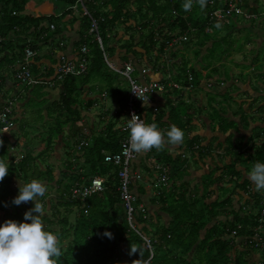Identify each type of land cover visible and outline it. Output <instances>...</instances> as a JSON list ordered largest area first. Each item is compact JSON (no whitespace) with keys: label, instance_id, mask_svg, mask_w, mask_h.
Returning <instances> with one entry per match:
<instances>
[{"label":"trees","instance_id":"16d2710c","mask_svg":"<svg viewBox=\"0 0 264 264\" xmlns=\"http://www.w3.org/2000/svg\"><path fill=\"white\" fill-rule=\"evenodd\" d=\"M38 1L43 3L47 0H0V5L2 4L0 14H4L0 17V53L3 55L0 60V72L3 69L2 65L4 62L9 59V55L5 54L9 44L13 45V40L15 39L19 40L23 44H21L22 46L19 48L20 53L21 55L25 54V57L21 59L24 61L23 64L19 66L16 77L18 82L24 85V88L27 90H30L31 87L35 89L36 86L51 85L48 83L50 82L49 80L42 78L40 79L47 82H42L43 84L40 85L37 84V82H35L36 77L33 76L32 71L31 73L29 72V79H23L21 77L24 67H27L28 71L31 70V60L37 56L36 51L38 46L37 44L34 45V43H31L28 47H30L36 55L28 61L26 59V50L28 49L27 43H30V37H32L35 31L41 30V33H45V27L41 24L42 22L48 23L50 28L52 26L51 24L55 23V17L53 16L41 17L40 15H25L21 13L31 7L32 2ZM60 1V4L70 9L77 4L78 0ZM84 1L86 8L95 19L100 20L104 18V21H99V30L103 39V44L105 40L108 41L110 45L106 48L104 44L105 53L109 60L111 61V58L114 56L113 53L110 52L112 49L111 46L114 45L116 50L120 48L124 53L121 60L117 63L118 66L116 65L117 69L124 70L127 64H130L134 67L135 72L139 71L142 77H145L147 72L143 73L144 69L140 70L139 64L133 63L135 60L145 62V68H150L157 72L165 68L164 63L168 60L166 54L169 52L168 50L170 47L179 43V38L183 37L184 40H187L191 36L200 37L202 39L201 46L204 47L209 41V36L207 34L208 25L215 26L216 23L220 22L215 19L211 21V13L216 9L228 8L229 5V0H208V4L204 10H201L198 5H194L191 11L185 12L182 8L184 0ZM210 1H213L214 4L211 5ZM244 6L247 7L249 13L253 15L258 14L256 12H250L252 10H248L251 9L250 1L244 0L243 7ZM14 11L19 12V14L17 16H12V12ZM197 12L198 15L195 14ZM238 17L239 16L236 18ZM84 19L85 27L83 34L85 33L86 36H88L91 21L86 14L84 15ZM228 19L231 18H227L222 22ZM251 19L256 20L257 18ZM49 27H47L48 31H50ZM120 31H124L125 34L121 37V40L118 41L119 44H121V47H118L116 38L120 35ZM16 36L18 38H16ZM125 36L128 39H124ZM50 37L51 35L47 34L46 39L49 40ZM112 38L115 39L113 44L111 43ZM137 40H139V43ZM175 40H177L176 43H173ZM171 43H173V45ZM86 46L90 48L89 53L86 55L88 70L85 74L87 78L91 74H99L98 80L104 85H107L109 89L107 92L110 97L118 98V103L120 104L115 109L116 114L106 123L102 133L94 136L91 139L90 145H81L82 148L80 150L82 151H79L81 155L76 156L74 159H67L68 161L66 162L68 165L62 164L61 168L64 171L60 174L62 179L57 182L58 188L55 200L47 203V195L41 198L40 202L44 205L45 209V215L42 217L45 230L51 231L58 236L62 251L64 252V255L60 258L62 264H134L137 260H139L137 264H255L250 261L251 248H248V246L251 245L254 248H264V241L262 239L259 243L254 241V235L257 233L254 231V228L260 223V216L256 217V219L253 217L255 219H253L254 223L252 222L253 220L250 221V219H245L247 217L244 219L239 218L238 222L241 224L244 223L245 225L241 227V229L238 227H231L228 231L219 233L218 227H212L207 230L204 238L200 239L203 231L216 215L213 212L215 206L200 204L198 208L193 209L189 203L182 208L170 204L167 207V213L171 217L169 225L156 229L152 235L145 232V230L152 225V221L148 214L146 217L141 213L136 215V229H132L129 226L127 222V212L119 191V168L105 161L106 155L116 154L122 149L121 141L124 138V134L120 131L118 125L121 123V117L125 115L130 99L129 90L122 91L114 87L112 79L110 78H117V76H121L124 79L127 78L118 74L109 66L97 40L96 42L88 40ZM200 53V51L196 52L197 58L200 56ZM61 55L62 53L59 55V63ZM165 55L166 59L163 58ZM81 56L82 53H80V57L73 60V62L77 63ZM210 56L211 58L216 56L215 52H212L209 57ZM145 57L148 58L146 59ZM204 62L206 63V61ZM12 63L13 61L9 59L7 66ZM168 65H170V63ZM187 66L188 63L185 61L183 67L178 72V76H175L176 82L173 81L172 75L169 76L167 74L166 78L160 81H151L159 82L165 86L164 91L156 90L152 93V99L154 98L153 104L149 106L141 104L140 102L136 103V109L145 120L147 119L146 108L149 107L147 109L148 117L154 118L159 129H164L163 131L165 132L170 129L171 125H176L186 134L187 127L192 125V121L189 118L193 117L192 111H196V108L187 103V101L181 104V99L184 97L180 95L179 92L181 89L199 87L203 83H201L199 76H197V74L201 75V72L197 71L195 68L188 69ZM262 66L263 65L258 66L255 69L259 73L254 72V75L264 77V67ZM213 70L214 73H210V79H208L207 82L208 88L210 89L215 87V83L211 81V77L220 76L217 67ZM189 73L192 75V81L189 80ZM31 76L32 81L30 80ZM84 76L85 75H80L79 77L67 76L63 80H60L57 73L55 80L63 83L64 90L60 96L58 104L60 108H58L59 111L56 110L55 121L51 124L50 128L47 127L46 129L48 132L47 137L46 134L43 133L46 137H44L43 140L46 145L42 153L43 155L47 153L50 154L53 152L54 148L56 149V139L64 132L65 127L69 125L73 127L76 126L80 118V110L75 108V99L73 96L77 89L75 81ZM3 79H5V75L0 73V84ZM138 79L140 78L138 77ZM224 79L226 80V78ZM224 79L217 77L215 81L219 86L218 84H216V86L223 87L227 81ZM176 84L179 88L174 86ZM31 91L33 90H30V92ZM175 92L177 93L176 97H178L177 105H173L170 99H166L164 107L159 108V106L155 104V97L159 94L168 95L167 93L175 94ZM121 94H123V96ZM196 94L197 93L194 91V95ZM166 95L165 97L167 98ZM209 96L211 95L209 94ZM218 97L222 98L221 100L227 98V96L224 97L221 94ZM17 98L18 96L8 94L6 96L7 103L4 109L0 111L2 114L5 113L8 108L11 109L9 117L14 124V128L17 123L19 124V122H21V120L15 117L14 112L15 102L19 101ZM215 99L217 100V98ZM89 104L91 108L93 102L90 101ZM181 105L185 107L186 113L183 112V109L180 110ZM155 107H157L160 112L157 111L156 113L154 111ZM165 118L168 119V126L163 122ZM165 127H167V129H165ZM258 131H260L259 128ZM55 132L58 134L57 136ZM77 132H81V127H77ZM69 138L72 139V141L74 140V137H71L70 134ZM0 143H2V141H0ZM55 143L56 145H54ZM63 143H65L64 140ZM191 144H194V141H192ZM3 145L4 146L0 147V158L4 157L5 161L14 167L9 168V175L0 183V226L10 219L20 223H30V221H25L24 216L27 211L34 207V202L24 203L19 206L13 204L12 201L19 195V188L17 186H20L21 182L26 184L33 180L34 167L39 170L41 175L54 179L55 166L49 164L46 166V170L42 171L38 167L39 164L36 163L37 158L30 156L31 154H13V157L8 160L10 149L5 143H3ZM73 145H75V142ZM251 147L253 150L251 157H245L244 151L240 152L236 156L237 163L246 164L249 162L253 163V166L255 162L264 163V137L259 136L255 138ZM42 154H38V158H43ZM72 154L73 152L68 151V153H65V157L71 156ZM146 154L149 158H157V155L160 153L153 149ZM61 156V161H63V154ZM82 158L84 162L80 163ZM14 161H16V163H14ZM76 164L80 165V167L76 168ZM14 176H17L15 182L10 180ZM69 177L72 178L70 186H67L65 182ZM82 177L85 179L84 181ZM94 177L103 179L105 189L101 192L92 194L84 201L72 200L70 190L73 185L82 187V185L87 184ZM16 180H19L20 183H16ZM43 180L47 182L50 181L49 179H41V181ZM12 182L13 184L10 185ZM247 184L248 182L246 181L244 186H247ZM260 194L258 198L259 201L261 200L260 214L262 216L264 192ZM75 212L78 213L74 214L75 217L74 220H72L71 215ZM248 227H251V229ZM106 233H111V238L106 235ZM258 233L260 235V232ZM238 235H240L239 237H247V240H245L247 245H242L241 250L235 249L234 251L236 245L235 236ZM143 237L151 240L152 249L148 248ZM131 246L139 251L132 254ZM152 254L153 257L151 258ZM257 264H264V260Z\"/></svg>","mask_w":264,"mask_h":264},{"label":"crops","instance_id":"0c3cea01","mask_svg":"<svg viewBox=\"0 0 264 264\" xmlns=\"http://www.w3.org/2000/svg\"><path fill=\"white\" fill-rule=\"evenodd\" d=\"M60 2V0H47L42 3L48 10L45 16L55 17V23L51 24L54 25L55 28L51 29L48 23L42 22L41 24L45 27V33H41V30L35 31L32 37H30V43H27V48H30L28 46L31 43H34V45L37 44L38 46L36 51L37 56L31 60V71L34 72L36 78L47 79L52 82V85L40 86L42 87V91L39 94H34L33 91L30 92V90L24 88V85L18 82L16 75L19 66L23 64L24 60L21 59L25 57V54L21 55L19 48L23 44L16 39L13 40V45L9 44L8 50L5 52V54L9 55V59H11L13 63L7 66L9 59L5 61L2 65L3 69L0 72L5 75V79H3L0 84V111L4 109L7 103L6 96L8 94L18 96V100L23 99V102L21 104L18 103L14 110L15 117L21 120L22 125L17 123L15 128L7 132H3L0 129V141L5 143L10 149L8 160L13 157V154H31L30 156L37 158L36 163L39 164L38 167L40 170H46L45 163L55 166V181L54 179L49 182L43 180L48 186V189H52L54 194H49L50 190H48L46 193L48 196L46 199L47 203L54 201L57 197V182L62 179L60 174L64 170L61 168V155L64 151L65 143H63V140H65V136H69L70 134L71 137H74V140L79 139L83 144L90 145L91 139L102 133L106 123L116 114L115 109L117 107L115 104L118 103V98L114 97L115 103L113 102V108L105 105L101 113L100 111L93 112L96 99H99L103 103L106 99L110 98V95L107 91L104 92L106 93L105 97H103L104 93L102 92H98L96 93L97 95H95L91 92L92 89H90V87L83 86L82 90L86 92L85 107L75 104V108L80 110V118L77 121L79 125L77 124L75 127L72 125L65 127V131L60 134L62 146L60 143H57L56 149L54 148L52 153L49 155L42 154L46 146L43 142L45 137L43 133H45L47 137L48 132L46 129H42V131L39 130V121L36 116H45L43 123L49 124V122L53 123L55 121L56 110L59 111L58 108L60 107H58V104L64 90L63 83L55 80L59 55L63 53L73 60H76L80 57L81 47L87 45L88 40H91V38L88 37L89 35L86 36L85 33L83 34L85 13L81 14L79 12L73 16L72 13L76 10H80V8L69 9V7L60 4ZM258 2H260V0H250V4L254 7V10L259 7V4H257ZM1 5L0 11L2 10ZM55 9L59 10L55 11ZM30 14L38 15L35 10L32 12L29 11V13L25 15ZM260 14H264V12ZM3 15L4 14H0V17ZM61 19V23L58 24V21ZM259 20L263 21L264 15ZM219 23L222 25L220 29L208 25L207 34L209 36V41L204 47L201 46L202 39L197 36H191L188 38L189 40L183 39L184 41L181 40L175 46L170 47L168 50L169 52L166 54L167 61L170 65H167L165 61V68L162 70L156 72L153 69L145 68V65H142L140 60H135L133 62L134 64H139L140 70L145 69L147 71L145 77L139 76L140 79L138 80L141 84L149 83V81L151 82L152 80L160 81L165 78L166 74L169 76L172 75L173 81L176 82L175 76H178V72L183 67L185 61H187V59L189 60V57H197L196 52H201L196 66L194 67L191 61L188 62L187 66L188 69L195 68L197 71L201 72L204 80L200 79L203 84L199 87L196 86L190 90L186 89L191 91L193 103L196 106L188 102V98L186 99L187 103L200 109L198 111L197 109L196 111H192L193 117L189 118L192 121L193 127H187L185 136L188 135L189 140L185 142V137L184 143H186V146L181 145L178 147L166 148L164 151H159L160 154L157 155V158H149L146 153L138 154L137 159L131 166V171L135 174L142 175V179H133L131 184L133 193L138 197L136 205H145L152 225L156 226V229L169 225L171 217L167 213V207L170 204L182 208L189 203L193 209L198 208L200 204L215 206L213 212L216 215L203 231L200 239L204 238L207 230L212 227H218L219 233L228 231L231 227H238L241 229V227L245 225L244 223L241 224L238 222L239 218L244 219L247 217L245 219H250L251 221L260 216L259 218L262 221L264 220L260 214L261 200L259 201L258 198L262 192H257L253 183L247 178V173L252 169L253 163L247 162L244 164L236 162V156L240 152L244 151L245 157H251V154H253L251 147L253 140L259 136L264 137V102L260 100L261 97L264 98V88L262 91L254 88L249 79L250 75L257 72L255 69L258 66L254 63L261 61L256 53H253L250 55V58H247L251 50L249 48L251 42H244V44L240 46L235 42L234 46L229 47V49L227 47L224 49L216 47V44L224 40L225 37L223 36L227 34L231 35L233 29V33L240 34L241 28H244L238 23V18L236 17ZM233 23L236 25L234 26ZM47 27H49L50 31H48ZM257 32L259 35H262L261 32ZM119 33L120 35H118L116 39L117 46L121 47L118 41L121 40V37H123L125 33L124 31H120ZM47 34L51 35L49 40L46 39ZM16 38L18 37L16 36ZM238 38L240 39L241 37L238 36ZM124 39L128 38L125 36ZM137 41L139 43V40ZM255 43L259 50L263 48L264 35H262V38H256ZM61 44H63V46H61ZM215 48L216 51L221 52L217 54ZM212 52H215L216 56L219 55V61H221V64H219V66H221L220 76H215V78H226L227 68H229L228 70L230 73L229 78H227L228 80L226 81L224 79L226 83L223 87L216 89L211 88V90H209L207 85L208 79H210L209 75L214 71L213 69L217 65H212V61H216V56L213 58H211V56L209 57ZM1 54L2 53H0V60L3 57ZM123 54L124 53L119 48L111 59L116 60L118 63ZM166 55L163 57L164 59H166ZM145 58L147 59L148 57ZM205 59H208L209 62L205 63ZM249 60H254V63L250 65ZM111 62L115 64L113 60H111ZM192 63L195 62L192 60ZM261 65L264 66V58ZM190 76H192L191 73H189V77ZM93 84L94 89H98L97 82H93ZM194 91L197 93L196 95H194ZM167 94L169 96L166 94H159L155 97V104H157L159 108L165 106L166 99H170L173 105L178 104L176 92L175 94ZM209 94L215 96L221 94L224 97L228 96V98L216 100L215 97L209 96ZM185 96L186 95L183 94V97ZM90 101L93 102L91 108L89 104ZM84 108L85 110H83ZM95 108L99 107L96 106L94 109ZM148 108H146V122L156 123L154 118L148 117ZM213 110L216 111V114ZM158 111L160 112V110ZM126 120L127 115L125 112L118 126L123 124ZM167 120V118L163 119L166 126H168ZM29 123H34L37 126L25 130V127H28ZM77 127H81V132H77ZM258 128L260 131H258ZM165 129H167V127H165ZM160 130L162 129L160 128ZM13 131L26 135L27 140L16 139L15 135L12 133ZM30 139L37 141L34 147L29 146ZM6 140H11V143H7ZM192 141H194V144H191ZM78 145V143L74 145L75 148H77V152L73 154L72 159L81 155L79 151H82L80 150L82 147H78ZM38 154H42L43 158H38ZM51 156L53 159H51ZM83 162L84 159L82 158L80 163ZM79 167L80 165L76 164V168ZM34 169L33 179L41 180L39 177H42V175L39 170L35 167ZM165 169L170 170V173H167ZM143 170H145V172H143ZM163 174H165L166 180H163ZM82 179L83 181L85 180L83 177ZM246 181L248 184L244 186ZM16 183H19V181L16 180ZM20 185L22 186L24 183L21 182ZM76 187L77 186L73 185L72 189ZM72 200L84 201L81 199ZM254 220L252 221L253 223ZM248 228L251 229V227ZM254 231L260 232L259 236L264 241V221L263 223L260 221L258 226L254 228ZM150 232L153 233L154 231ZM239 236L240 235L235 236L236 245L234 251L235 249L241 250L242 245H247L245 241L247 237ZM248 248H251V263L257 264L264 260V248H254L251 245H249Z\"/></svg>","mask_w":264,"mask_h":264},{"label":"clouds","instance_id":"9594fccd","mask_svg":"<svg viewBox=\"0 0 264 264\" xmlns=\"http://www.w3.org/2000/svg\"><path fill=\"white\" fill-rule=\"evenodd\" d=\"M207 4L208 0H184L182 8L188 12L192 10L194 5H198L201 10H204ZM215 27L220 29L222 25L218 22ZM64 55L73 61L72 58ZM29 72L31 73V70ZM30 80L32 81V76ZM35 82L40 85L47 81L36 78ZM48 83L52 85L51 81ZM138 98L145 105L148 104L145 99L139 96ZM127 121L130 139L125 145L126 153L144 154L153 149L159 152L169 147L181 146L184 143L185 133L176 125H171L170 129L165 132L160 130L156 123H145V120L136 113H132L131 119H127ZM2 145L0 143V146ZM8 175L9 163L5 161L4 157L0 158V183ZM247 178L253 183L257 192H264V163L255 162L252 169L247 173ZM47 192L46 183L38 179H33L31 182L19 186V195L12 203L19 206L34 202V207L27 211L24 216L25 221H30V223H20L10 219L0 226V264H62L60 258L64 252L58 236L51 231H46L42 220L45 209L40 201ZM106 235L111 238L112 234L106 233ZM131 251L132 254H135L139 250L131 246ZM138 261H135L134 264H137Z\"/></svg>","mask_w":264,"mask_h":264},{"label":"built area","instance_id":"2783aa9c","mask_svg":"<svg viewBox=\"0 0 264 264\" xmlns=\"http://www.w3.org/2000/svg\"><path fill=\"white\" fill-rule=\"evenodd\" d=\"M210 4L213 5L214 2L210 1ZM244 5V0H229V5L228 8L224 9H216L211 13V21L212 20H218L220 22L224 21L227 18H232V17H237L243 15L247 19L251 18H257L260 19L264 14H256L253 15L252 13L245 12L242 6ZM78 6H81L85 12V14L90 18L91 21V27H90V34L94 35L97 42L99 43V46L101 47L102 51L104 52L105 59L109 66L118 74L123 75L124 77L127 78V80L130 83V99L128 102V107L126 109V115L127 119H131L132 113H136L139 115L142 119L143 118L139 111L136 109V103L140 102L141 104H144V102L138 98L141 97L148 101L147 105H151L153 103L152 99V93L154 91H164V85H162L159 82H151L149 84H140L138 83L133 77L132 73L134 72V68L131 67L130 65H127L124 70H119L115 66V64H112V62L109 60L108 56L105 53L104 49V44H103V39L100 34L99 30V21H104V18H101L100 20L95 19L88 9L85 6V1L84 0H78L77 4L73 8H78ZM72 8V7H71ZM19 12H12L13 16H17ZM52 29H54V26H51ZM184 38H179L178 41L183 40ZM177 40H175L176 43ZM171 43V44H173ZM81 53L82 56L79 59L77 63L73 62L72 60L68 59L64 54L61 55L60 57V63L58 67V75L59 79L63 80L67 76H80L84 75L87 70H88V60H87V54L89 53V48L88 46L84 45L81 48ZM36 53L28 48L26 50V59L27 61L33 57H35ZM143 73H146L145 70H143ZM21 77L23 79H29L30 74L27 69V67H24V70L21 74ZM190 81L193 80L192 76L189 78ZM38 83V82H37ZM176 88H179V86L176 84L174 85ZM106 94H104L103 97H105ZM154 111L157 112L158 108L155 107ZM11 114V109L8 108L5 113H0V129L3 132L10 131L12 128H14V124L12 120L10 119L9 115ZM127 123L128 121L126 120L123 124L119 126L120 131L124 134V138L122 140V149L120 152L113 154V155H106L105 161L114 164L119 168V173L118 177L120 179V195L122 202L125 206L126 212H127V220L129 222V225L131 226L132 229H136L137 227L135 226V218L134 214L135 213H142L145 217L147 216V208L145 205H136L137 202V196L135 193H133L131 189V184L133 182V179H138L140 180V174H135L133 171H131V166L132 163L137 159L138 154L135 153H126L125 152V145L128 143L130 139V130L127 128ZM145 123L146 120H145ZM151 124V123H147ZM149 153V152H147ZM166 172H169V170L165 169ZM163 180H166L165 174H163ZM105 189L104 186V181L100 177H94L91 179L90 182L87 184H84L82 187H76L73 188L70 192L71 199H81V200H86L88 199L92 194L101 192ZM262 218L264 219V200L262 201ZM262 222V220L260 219ZM257 234L254 235V241L259 243L261 241V237L259 236L258 231H256ZM236 233V232H234ZM143 239L146 241L147 246L149 249H152L151 245V240L143 237ZM257 245V244H256ZM153 257V254L151 258Z\"/></svg>","mask_w":264,"mask_h":264},{"label":"rangeland","instance_id":"374dc122","mask_svg":"<svg viewBox=\"0 0 264 264\" xmlns=\"http://www.w3.org/2000/svg\"><path fill=\"white\" fill-rule=\"evenodd\" d=\"M247 1H250V0H247ZM257 4H259V7H257L255 10H254V7L253 6H251V9H248V10H252V11H250V12H256V13H258V14H260L261 12H264V0H260V2H258ZM55 5H56V3H55ZM78 8H80V10H76L74 13H72V15L74 16L76 13H81V14H84V10H83V8L81 7V6H78ZM242 8L244 9V11L245 12H248L247 11V7L246 6H242ZM36 11L37 12V14L38 15H40V16H45L46 14H47V12H48V10H47V7L44 5V4H42V2H40V1H38V2H32L31 3V7H29L28 9H26V10H24V11H22L21 13L22 14H28L29 13V11L30 12H32V11ZM59 9H55V11H58ZM9 11H10V8H9ZM196 15H198V12L197 13H195ZM195 16V15H194ZM81 19H82V15H81ZM61 21H62V19L61 20H59L58 21V24L59 23H61ZM238 23L240 24V25H242L244 28H241V30H240V34H237V33H233L234 31V29L232 30V33H231V35H229V34H227L226 36H223V37H225L224 38V40L221 42V43H219V44H216V47H219L220 49H224L225 47H227L228 49H229V47H233L234 46V43L235 42H237L238 43V45L240 46V45H242V44H244V42L245 43H248V42H251V46H249V48L251 49L250 50V52H249V55L247 56V58H250V55H252L253 53H256V55L257 56H259V59H260V61L261 62H255L254 63V60H249V64L250 65H252L253 63L254 64H256L257 66H261V64H262V62H263V58H264V46H263V48H261L260 50L258 49V47L256 46V43H255V41H256V38H262V35H264V20L263 21H261V20H259V19H256V20H254V19H251V20H248V19H245L244 18V16H239L238 17ZM234 24V23H233ZM236 24H234V26H235ZM257 31H259V32H261L262 33V35H259L258 34V32ZM238 36L239 37H241L240 39L238 38ZM88 37H90L91 38V40L93 41V42H96V38H95V36L94 35H91L90 34V30H89V36ZM111 39V38H110ZM114 41H115V39L114 38H112V40H111V43L113 44L114 43ZM104 44L106 45V48H107V46L109 47L110 45H109V43H108V41H105L104 40ZM112 47V49H111V53H113L114 55L116 54V52H117V50H116V48H115V46L114 45H112L111 46ZM221 51H219V52H217V53H220ZM111 60H113V62L118 66V64H117V61L116 60H114V59H111ZM192 60H193V62H195V63H192ZM220 59H219V55H217L216 56V61H212V65H216V67L219 69V72L221 73V66H219V64H221V61H219ZM191 61V64H193V66L195 67L196 66V64H197V62H198V58L197 57H189V60L187 59V61H186V63H188V62H190ZM205 61H206V63H208L209 62V60L208 59H205ZM218 61V62H217ZM141 63L143 64V65H145V62H142L141 61ZM152 63H153V61H152ZM166 63H167V65L169 64L168 63V61L166 60ZM153 65H154V63H153ZM262 67H264V66H262ZM229 68H227L226 69V80H228L227 78H229V73H230V71L228 70ZM212 73H214V71L212 72ZM32 74H33V76H34V72H32ZM85 76L84 77H82V78H80V79H77L76 81H75V86H76V92L73 94V96H74V99H75V104H77V106H83V107H85L84 105V103H86V92L85 91H83L82 89H83V86H86V87H90V89H92L91 90V92L92 93H94L95 95H97L96 93H98V92H102V93H104V92H106V91H108L109 89L107 88V85H104L100 80H98V75L97 74H91V75H89V77L87 78V76H86V74H84ZM140 76V73H139V71L137 72H133L132 73V77L135 79V80H137L138 82H139V80H138V77ZM197 76H199V78L201 79V80H204V78H203V76L202 75H198L197 74ZM70 77H79V76H70ZM87 78V79H86ZM165 78H166V75H165ZM110 79H112V82H113V86L114 87H116V88H118V89H121L122 91H127V89L128 90H130V83H129V81L127 80V79H124V78H122L121 76H117V78H115V77H113V78H110ZM215 76H212L211 77V81L213 82V83H215V89L216 88H220V87H218L219 86V84L215 81ZM249 79H250V83H251V85L254 87V88H256V89H258V90H260V91H262L263 90V88H264V77H260V76H257V75H254V74H252V75H250L249 76ZM93 82H97V84H98V89H94V87H93ZM101 82V83H100ZM150 82V81H149ZM216 84H218V86H216ZM207 86V85H206ZM92 87V88H91ZM209 90H211L210 88H208ZM30 90H33V93L34 94H39L41 91H42V87H40V86H36L35 87V89H33V87H31L30 88ZM190 90V89H189ZM189 90H186V89H181V91L179 92V94L180 95H183V94H185L186 96L184 97V98H182L181 99V101H182V103L181 104H184L183 102H185L186 101V99H187V101L188 102H190L191 104L193 103V95L191 94V91H189ZM216 93H218V92H216ZM104 94H106V93H104ZM122 96H123V94H121ZM211 96H213V97H215V98H217L218 100H221L222 98H220V97H218V96H215V95H213V94H211ZM90 97H91V95H90ZM227 98H228V96H227ZM260 100L262 101L263 100V102H264V98H260ZM115 101H116V99H115ZM23 102V99H20L18 102H15V108L17 107V104L19 103V104H21ZM113 102H114V97H110V98H108V99H106L103 103H102V101H100L99 99H96V101H95V103H96V105H94L93 106V112H96V111H100V113L103 111V108L105 107V105L106 106H113ZM115 103V102H114ZM119 104L120 103H117V104H115V106L116 107H118L119 106ZM206 104V103H205ZM192 105H194V103L192 104ZM99 107V108H95L94 109V107ZM184 106V105H183ZM194 106H196V105H194ZM114 107V106H113ZM196 109H197V111L198 110H200L199 108H197V107H195ZM162 109H164V108H162ZM181 109H183V112L184 113H186V111H185V107H182V105L180 106V110ZM83 110H85V108L83 109ZM213 112H215V114H216V111L215 110H213ZM93 114H95V113H93ZM40 117L41 116H39V115H37L36 116V118H37V120L39 121V123H38V126H39V130L40 131H42V129H47V127L48 128H50L51 127V122L49 123V124H45V123H43V120H44V118H45V116H42L41 117V119H40ZM19 124L21 125V122H19ZM78 123H76V125H77ZM79 125V124H78ZM37 125H35L34 123H29L28 124V127H25V130H27V129H30V128H35ZM42 127V128H41ZM81 127H83V126H81ZM191 127H193L192 125H190V128ZM65 129V128H64ZM65 131V130H64ZM14 135H15V137H16V139L17 138H19V139H21V140H23V139H25V140H27V137H26V135H24V134H20V133H16V132H12ZM55 135L57 136L58 134L55 132ZM186 137V139H185V142H187L188 140H189V136L188 135H186L185 136ZM9 138V137H8ZM10 139V138H9ZM7 141V140H6ZM56 142L59 144L60 143V145L62 146V143L60 142V135H59V137L56 139ZM64 142H65V145H67V146H65L64 147V151H63V156H64V160L62 161V164H64V165H68L67 164V162L66 161H68L67 159H71V158H73V154L74 153H76L77 152V148H75V146L73 145L74 144V142H75V144H79L78 145V147H80L81 145H83V142L81 141V140H79V139H77V140H73L72 141V139H70L69 138V136L68 135H66L65 136V140H64ZM80 142V143H79ZM7 143H11V140L10 141H7ZM37 143V141L36 140H33V139H30L29 140V146H31V147H34L35 146V144ZM3 144V143H2ZM54 145H56V143L54 144ZM2 146H4V145H2ZM183 146H186V143H184L183 144ZM1 147V146H0ZM68 151L69 152H73V154L71 155V156H66L65 157V153H68ZM38 153H39V151H38ZM48 154V153H47ZM46 154V155H47ZM49 155V154H48ZM51 159H53L52 158V156H51ZM44 160V159H43ZM75 162V161H74ZM14 163H16V161H14ZM12 164V163H11ZM46 164V166L47 165H49V163H45ZM11 167H14V166H11L10 164H9V168H11ZM61 167H62V165H61ZM143 172H145V170H143ZM17 176H14L12 179H10L11 181H14L15 182V178H16ZM39 178H41V179H49L50 181H52L53 179H51V177H48V176H44V175H42V177H39ZM71 178L72 177H69L68 178V180L65 182V185H69L70 186V181H71ZM19 181V180H18ZM54 181H55V178H54ZM30 182V181H29ZM20 183V182H19ZM13 184V182L12 183H10V185H12ZM18 188H19V186H17ZM48 190H50V193L49 194H53V192H52V189H48ZM54 195V194H53ZM76 213H78V212H75V213H73L72 215H71V217H72V220H74V217H75V215L74 214H76ZM264 221V220H263ZM262 221V222H263ZM149 232H148V231ZM147 230H145V232L146 233H148L149 235H152V233L150 232V231H155L156 230V226H154V225H150L148 228H147ZM193 252V251H192Z\"/></svg>","mask_w":264,"mask_h":264},{"label":"bare ground","instance_id":"6f19581e","mask_svg":"<svg viewBox=\"0 0 264 264\" xmlns=\"http://www.w3.org/2000/svg\"><path fill=\"white\" fill-rule=\"evenodd\" d=\"M140 179H142V176H141V175H140ZM137 198H138V197H137ZM139 213H140V212H138V213H135V214H134V218H135V217H136V215H137V214H139ZM141 214H142V213H141ZM142 215H143V214H142ZM144 217H145V216H144Z\"/></svg>","mask_w":264,"mask_h":264}]
</instances>
